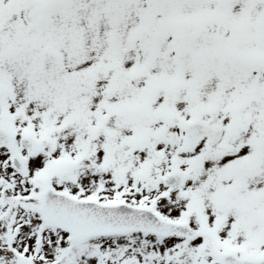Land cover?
<instances>
[{"label": "snow or ice", "instance_id": "obj_1", "mask_svg": "<svg viewBox=\"0 0 264 264\" xmlns=\"http://www.w3.org/2000/svg\"><path fill=\"white\" fill-rule=\"evenodd\" d=\"M0 264H264V0H0Z\"/></svg>", "mask_w": 264, "mask_h": 264}]
</instances>
